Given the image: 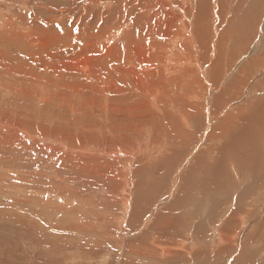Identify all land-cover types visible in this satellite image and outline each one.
I'll use <instances>...</instances> for the list:
<instances>
[{"label":"rangeland","instance_id":"1","mask_svg":"<svg viewBox=\"0 0 264 264\" xmlns=\"http://www.w3.org/2000/svg\"><path fill=\"white\" fill-rule=\"evenodd\" d=\"M238 1L0 0V215L7 214L14 220L16 217L24 220L23 223L17 220L0 222V264H237L241 254L252 255L254 243L248 239V234L255 227L252 229L248 228L249 224L246 225L251 219H248L250 215H245L244 224L240 223L239 228L227 230L225 224L237 207L242 212L255 215L264 206V200L262 202L259 199V193L264 194V184L255 190L252 183L258 162L253 163L254 166L251 164L253 167L245 168L239 166L241 162L238 158L235 157L239 163L235 158H226L227 172L233 176L235 186L237 183L241 185L234 188L237 191L236 198L242 195L246 186H254V192L249 198H242L244 201L239 206L236 199L230 200L223 191L222 202L211 208V212L214 211L212 216L207 215L211 220L208 219L209 222L205 224L208 228L205 231L206 238H198L193 227L185 233L187 228L184 229L182 223L175 226L174 240L149 230L159 214H180L171 204L175 201L177 189L160 188V192L167 193L163 192L150 212L138 217L139 227L136 224L132 227L130 221L133 206H140L135 199L133 182L140 178L135 176L138 162L151 161L147 162L151 165H148L146 172H156L152 171V166L162 171L166 156L173 152V148L177 149L171 140L167 143L170 150L151 158L150 146L160 142L152 131L149 133L146 130L148 118H152L151 107L161 110L159 115H162L163 109L157 105L158 99L164 100L168 96L174 99L180 94L184 95V87L188 82L190 85L193 82L192 87H200L195 84L194 72L184 78L183 84L175 80L174 74L180 75V69H194L198 73L197 64H205L209 56L208 61L210 58L211 62L207 64H210L208 73L212 84L207 96L205 92L201 94L206 98L202 103H205L208 115L212 114L216 105L222 110V117L236 109L247 116L250 110L239 109L247 105L245 101L248 98L253 101L258 99L259 94L252 93L250 89L251 85L261 84L264 80V14L260 16L258 27L254 26L255 30L247 34L248 41L252 42L248 43L249 47L246 46L240 52L243 54L231 66L227 63L229 53L239 50L235 43L236 37L233 39L235 42L231 39L235 34L231 33L230 25ZM203 6L207 11L205 16L199 10ZM261 10L264 11V4ZM198 11L201 12L200 20H204L195 24ZM45 22L47 28H51L52 44L45 41V47L43 39L39 41L36 38L31 44L32 47L35 45L31 57L24 49H17L22 51L21 54L9 50L12 46L5 41L8 36H17L18 24L27 25L21 34L29 35L32 31L28 28L36 24L35 27H43ZM56 23L59 24L56 25L57 31L53 30ZM70 29H77V32L73 33ZM227 30L228 41L227 37L222 40ZM171 31L174 33L173 39L169 37ZM78 47V64L89 65V70L98 73V77L93 78L86 71H79L72 66ZM216 51L220 55L225 52L222 75L213 67L217 59ZM51 52H56V55L50 57ZM254 58L263 59L260 60L262 64L252 78L242 79L244 86L238 90V83L235 86L233 84L234 78L242 68L246 73L245 64ZM180 60L182 66L178 62ZM118 64L119 68L122 65L126 68L122 74H117L115 65ZM169 66H172L170 70ZM214 73L218 74L216 78ZM231 84L232 87H228ZM222 88L223 101L221 99L220 103L215 104V95L221 94ZM120 107L127 109L126 114L132 117L144 116V124L141 121L137 128L129 131L124 129V122L128 119L126 116L120 126L121 134H130L126 140L112 138L109 121L116 112L107 115V110L113 112ZM165 108L168 111V114L163 111L165 117L180 114L169 102L165 103ZM215 122L208 117L204 127L199 128L194 123L192 130L205 142L209 127ZM200 132H204L203 135ZM203 141L199 146L183 152L186 154L183 158L186 166L194 161L197 153L207 148ZM77 142L82 143V147H76ZM119 145L130 150L128 153L131 152L129 155L132 154V157H116ZM143 148L146 151H140ZM225 157L223 155L224 160ZM131 158L130 165L128 160ZM258 159H262L260 162L264 160L262 153L255 161ZM261 164L262 173L264 161ZM179 168L183 169L184 165ZM179 168L173 181L177 182L182 176ZM23 174L29 180L22 178L25 177ZM223 180H226L224 174ZM112 191H115L114 194ZM120 196L126 201L127 207L120 204ZM191 206L184 205L182 215L194 213L195 207L209 210L208 207ZM126 210L128 214L125 215ZM261 216L263 219L264 212ZM79 227H85V230L80 231L83 228ZM223 234H227L224 238L226 243L223 242ZM144 236L146 239L142 241ZM231 237L232 240L235 238L233 242ZM248 242L252 252L249 249L244 254L243 248ZM227 248L232 251H227ZM254 253L256 261L243 264H264V249ZM63 257L69 259L63 261Z\"/></svg>","mask_w":264,"mask_h":264},{"label":"bare ground","instance_id":"2","mask_svg":"<svg viewBox=\"0 0 264 264\" xmlns=\"http://www.w3.org/2000/svg\"><path fill=\"white\" fill-rule=\"evenodd\" d=\"M207 1L208 0H205L206 3H207ZM197 3H199V2H197ZM263 4H264V0H240V1H238L237 8L234 11V16L230 21V23H231L230 25L232 27L231 33L235 34V36H231V39L233 40L236 37V40H235L236 42L234 40L233 41L235 43H237L239 50L238 51L232 50L229 53L230 55L227 57V63L229 66H231V63H233L238 56L243 54V53L241 54L240 52H243L244 48H246L248 43L251 42V41L250 42L248 41L249 38L247 39V34L252 33L253 29L255 30V28L258 27L257 24H259L260 16H262V14H264V11L261 10V6ZM199 10L203 12L204 16L206 15L207 11L205 9V6H203V8L201 7ZM200 13L201 12L198 11V14H197V17L195 20V24L200 22V21L203 22V20H204V19L200 20ZM44 24H45V26H43V27H39V28L35 27L37 25L36 24L35 26H31L30 27L31 29L28 28V30L32 31L31 34H29V35L21 34V32L27 27V25L22 26L21 24H18L16 27L17 36H12L11 38H9V36H8L7 40L5 41V43H7V44L9 43L12 46L11 47L12 49H9V50L10 51L13 50L12 52L15 54H21L22 51H17V49L18 50L24 49L26 52L29 53V56L31 57V56H33L32 53H33V50L35 48L34 47L35 45L32 47L31 44L32 43L34 44L36 38L39 41L41 39H43V41H44L43 46H45V47H47L46 42H49L50 44H52L53 40H52V36H51V28H47L46 22ZM56 25H59V24L56 23L53 27V30L57 31L58 27ZM254 26H255V28H254ZM165 27H167V26H165ZM69 31L76 33L77 29L76 30L70 29ZM228 31L229 30H227L224 33L222 40H224L225 37H227V36L229 37ZM208 32L209 31H206V33H208ZM170 35L171 36H169V37L171 39H173V37H174L173 31L170 32ZM228 37H227V41H228ZM74 38H77V37H74ZM61 45L63 46V43ZM231 46H232V43H231ZM247 47H249V46H247ZM77 49H76L77 51L75 52L76 59L74 60V62H71L72 66H74L79 71H83V72L86 71L85 73H87L88 75H90L93 78L98 77L99 76L98 73H94V72L89 70V68H90L89 65L78 64L77 57L80 56L79 55L80 54V48L78 47ZM215 50H217V48ZM51 53H53V52H51ZM51 53H50V57L56 55V52L53 54H51ZM224 55H225L224 51H223V54H221V55H220V53L218 54L216 51L217 59H216L215 65H213V67H215V69H217L215 71H218V73L221 75L223 73V62L225 61V59H223ZM256 56H257V54H256ZM208 57L209 56L206 57V63L205 64L202 62L200 64H197V65H199L198 66V73H196V71L194 69H185V70L180 69L181 70L180 75L174 74L175 80L177 82L183 84V82H185L184 78H187L190 74H192L194 72V75L193 74L192 75L194 76V79H196L195 84L199 85L200 87H192L193 82H191V85H190V82H188L186 84L187 86L185 85L186 87H184L185 88V94L184 95L181 96V94H180L178 97H176L174 99L171 96H168V97L166 96L167 98L164 100L158 99L157 105L162 107L165 114H168V111H166V108H165V103L169 102V103L174 105L175 110L179 111V113H180L179 115H168L167 117H165V114L163 113V111H162V115H159L161 110H156L152 107H151L152 110L149 109L150 111H153V112L150 115V116H152V118L151 117L148 118L149 121H147V122L149 125L147 126L146 130H148L149 133H150V131H152L153 136L158 141H160L159 143H155V144L150 146L149 153L151 151V158L154 159V157L162 151L170 150L167 143L170 142L171 140H173V142H171V144L175 143L177 146V149L175 150V148H173V152L166 156V158L162 164L164 167V169L162 171H161V169H158V168L152 166V169H153L152 171H154V170H157V171L152 172V173H150L149 171L146 172V169H148V165H151V164H148L147 162L151 163V161H147V162L145 161V163H144V162H141V160L138 162V167L136 168V171H135V176L136 177L140 176L139 181H138V179L133 180V182H135V191H136V198L135 199L138 201V204L140 206L139 207H135V205L133 206V212H132L133 214L131 215L132 218L130 219L131 223H133L132 227H134V224H136L137 228H138L139 227L138 223H137L139 221L138 217L139 216L142 217L145 213L150 212V209H152V206L154 204H156L159 197L161 195H163L164 193L165 194L167 193V191L160 192V188L164 187V189L166 188V189H172V190L177 189V192L175 193V199H174L175 201L174 202L172 201L173 203H171V204L173 206H175L174 208H176V212H179L180 214L177 215L174 212H173L174 215L167 214V213H161V214H159V217H157L156 221L154 222L153 227H150V229H149L150 231L155 230L157 233H159V232L162 233L163 236L167 239H169V238H171L172 240L175 239V237H176L174 234V233H176L175 226L177 224H180V223H182L184 225L183 226L184 229L187 228V230H185V233L188 232L190 227L191 228L193 227V229L195 228L194 232H196V235L198 236V238L199 237H200V239L206 238L207 233L205 231L208 228H207V225H205V224H206V222H209V220H211V218H207V215L209 214L212 216L214 211L211 212V210H212L211 208L219 205L222 202L223 194H224L223 191L227 194V197H229L230 200H231V198L236 199L237 204L240 206L242 201H244L242 198H249L250 195L253 194L254 186H255V190H256L257 188L258 189L260 188L259 185L264 184V177L261 179V177L264 175V168L262 170V173L260 171V169L262 167L261 163H263L264 160L261 162H260V160H262V159H258V161H255L256 158H258V156L261 155V153H262V158L264 159V88H263L264 87V80L260 79V80H263V82H260L261 84L256 83L254 85H251L252 89H250V91H252V93L257 92L259 94V95H257L258 99L256 101L254 100L256 103L253 104V102H254L253 99L249 100V98H248L247 101H245L247 105L243 106L239 109V110H244V108H245V109L250 110L251 112L247 113L246 114L247 116H244L242 114L243 113L242 111L240 112V111H238V109H236V111H233L232 113L222 117V110H220L218 108L219 106H216V105L214 107V111L212 112V114L208 115L206 113V110H205V103H202V100L206 99L205 96L208 95V92L211 88L210 84H212L211 81L209 80V73H208V70H210L209 69L210 64L209 65L207 64V63L211 62V60L209 58V61H208ZM110 58H112V55ZM118 58H122V57H118ZM168 59H169V57H168ZM263 59H264V57H263ZM263 59H260V58L259 59L258 58L251 59L247 64H245L246 73H245V71H243V68L240 70V72H239L240 74H238V76L234 78L235 81L233 82L234 86H235V83H238V85L236 86L238 88V90H240L239 88H242L244 86L243 85L244 83H242V79H243V81H245L247 79H250V77L252 78L254 76V74L256 73L257 68L260 67L262 64L260 60H263ZM32 61H30V62H32ZM214 61H215V59H214ZM178 62L180 63V66L183 65V62L181 60ZM263 62H264V60H263ZM120 64L115 65V67L118 68V70H116L117 74H118V72L120 74H122L123 71L126 69L124 65H122L119 68L118 66ZM220 64H222V67L220 66ZM172 66H169V70ZM211 67H212V65H211ZM199 68H200V72H199ZM59 69L61 70L62 68H59ZM110 69H111V67H110ZM128 70H129V68H128ZM112 72L114 73L115 71H112ZM257 72H259V71H257ZM196 74H197V76H196ZM101 75H103V74H101ZM105 76H107V75H105ZM217 76H218V74L214 73V78H216ZM205 77H206V80H205ZM241 77H243V78H241ZM217 81H218V79H217ZM215 84H218V83H215ZM228 87H232V84L229 85ZM246 87H248V86H246ZM213 88H216V87H213ZM213 88H212V90H214ZM262 88H263V90H262ZM191 92H193L195 94V96ZM203 92L206 93L205 96L201 95ZM210 93H209V95H211ZM236 94H237V92H236ZM80 96L82 98L84 97L81 94H80ZM192 98H196V100H192ZM83 99H85V98H83ZM215 99H217V102H215V104L220 103L221 99L223 101V88L221 89V94L215 95ZM84 102L86 104V100H84ZM126 110L127 109H125L124 107H120L119 109L117 108V110H114L113 112L107 110L108 116H110L111 114H114V112H116L115 115L112 116L110 121H109V124L111 125V128H112V130H111V132L113 134L112 138L119 139V140H126L127 137L130 135L127 133L121 134V132H120V126L126 120V116L128 117V119L124 122V129L126 131L137 128L138 123H140L141 121L143 122L144 116L142 118L141 117H135V116L132 117L129 114H126V112H125ZM227 112H228V110H227ZM208 117L210 119L213 118V120L216 122L211 124V126L209 127L210 129L207 133L206 138H204L205 139V142H204L199 137V135H196V133L193 132L192 126L194 125V123H196V125L199 128L204 127L207 123ZM218 118H222V119L218 120ZM145 120H147V118ZM233 123H234V125H232ZM143 124H144V122H143ZM151 128H153V129H151ZM200 133H202V135H203L204 132H200ZM202 135H201V137H202ZM131 136H133V135H131ZM46 138H48V137H46ZM208 139H209V142H208ZM202 141H203V144L207 145V148L205 147V149H203L199 153H197V156L193 159L194 161L191 164L186 166L185 160H183V158L186 154H183V152H187L189 149H191V148L193 149V147L199 146L200 144H202ZM81 145H82V143H79V142H77L75 144L76 147H78V146L82 147ZM205 145H203V146H205ZM83 146H84V144H83ZM129 151L130 150L125 149L124 146L119 145V149L116 151V157L119 158V157L125 156V155L131 156L132 154L129 155L131 153V152L128 153ZM140 151H146V150L143 148V149H140ZM223 155H226L225 160L223 159ZM227 155H228V157H227ZM235 157L240 160V162H241V164L239 165L240 167L243 166V167L247 168V167L252 166L253 163H257V162L259 163V166L255 169V171L254 172L251 171L254 174L250 172V174H253L252 179H254V180L252 183L254 186H248L247 187L245 185L246 187H244V191H243L242 195L237 196V198H236V192L237 191H235L234 188H239L241 185L237 183V185L235 186L236 183L233 181V176H231L229 174V172H227V169L225 168L226 158H228V159L232 158L234 160ZM143 159H142V161H143ZM232 159H230V160H232ZM131 160H132V158L130 160H128L130 165L132 163ZM239 160L236 159V162L239 163ZM13 162H15V161H13ZM122 165H123V163L121 164V166ZM181 165H184L183 169H181L182 167L179 168V166H181ZM1 166H2V164H1ZM86 167H88V165H86ZM178 168H179V173H181L182 176L176 182V181H173V179L176 176L175 173H177ZM251 170H253V168H251ZM128 171H130V170H128ZM160 171H161V173H160ZM7 174H9V173H7ZM142 174H145V175L143 176ZM223 174H224V177L226 178L225 182H223L224 181L223 180ZM255 174H260V175L257 176ZM25 177H22V178L28 179L27 177L26 178ZM244 177H246V176H244ZM246 178H248V177H246ZM239 183H241V182H239ZM54 185H55V183H54ZM121 185L122 186L124 185L123 182ZM138 185L140 186V191L138 190V188H139ZM13 186H15V185H13ZM7 187H9V186H7ZM0 188H2V187H0ZM57 188H58V186H57ZM117 188L115 185L116 190H117ZM113 189H114V187H113ZM17 190H18V188H17ZM17 190H15V191H17ZM114 192L115 191H112V194H114ZM0 193H1V191H0ZM3 194L6 195V193H4V191H3ZM25 194L26 193H24V195ZM259 195H260L259 199L262 200V202H263L264 194L261 195L259 193ZM122 198L123 197L120 196V201H121L120 204L122 203L121 205L127 207L126 201H123L124 198H123V200H122ZM257 199H258V197H256V200ZM251 203H252V201H251ZM47 205H48V203H47ZM184 205L185 206L197 205V206H202L203 208L208 207L209 210L207 211V209H199V207H195L196 211L194 213H190L188 215H182ZM7 206H10V205H7ZM221 207L223 208V206H221ZM261 207H262V208H260L261 211L259 213H256L255 215L253 213L249 214L247 211L242 212L241 209L239 207H237V209L231 213V219L228 220L225 224V227L227 230H233L235 228H239L240 223L244 224L243 222L245 221V215L248 214V215H250V216H248V219H250V218L251 219L246 223V225L249 224L248 228H252V229H254V227H255V230H253L252 232H250L248 234L250 237L248 239L252 240L254 243L253 253H252V255L249 253V254H246L244 256L241 254L242 257H241V255L239 256L240 259H239L237 264H243L244 262L250 263L251 261H253L252 263H254V261H256V259L253 258V256L255 255L254 251H262L264 249V218L263 219L261 218L262 217L261 215L264 212V206H261ZM191 208H192V206H191ZM10 210H12V209H10ZM127 212H128V210H126V212H124V214L125 215L128 214ZM191 212H192V210H191ZM232 214H234V216ZM241 214L244 216L242 217ZM215 215H216V213H215ZM121 217H124V215ZM241 217H242V219H241ZM16 218L17 219L14 220V217L12 218V216H8L7 214H4V215H0V222H3L4 220H8L11 222L16 221V220L20 221L21 223L24 222V220H22L21 218H19V217H16ZM40 218H38V219H40ZM219 218L221 219L223 217L219 216ZM219 218H217V219H219ZM120 220L122 221V219H120ZM39 221L41 222V219ZM112 224H113V222H112ZM110 225L111 224H109L108 226H110ZM52 227L53 226H51V228ZM69 228L70 227H68V228L66 227V229H69ZM79 228H83V230H80V231L85 230L84 229L85 227H79ZM221 229L223 230V225H222ZM39 230H40V228H39ZM72 230L70 229V231H72ZM150 231H148V232H150ZM77 233H78V230H77ZM183 235H184V232H183ZM226 235L223 234V236H224L223 239L226 237ZM181 236H182V234H181ZM227 238H229V236ZM68 239L71 240V238H68ZM145 239L146 238L144 236L142 241ZM234 239L232 240V237H231L232 242L234 241ZM231 240L229 242H231ZM224 241H225V239L223 240V242ZM203 242H205V240ZM225 243H226V241H225ZM249 245H250V242H248L247 245L243 248V249H245L244 254L247 253L246 251H248L249 249L252 252V246L249 247ZM57 246H59V245L57 244ZM241 246H242V244H241ZM221 248L222 247H219V249H221ZM226 250L229 252L232 251L230 248H227ZM54 253H56V252L54 251ZM66 258L69 259L68 257H63L62 258L63 261L64 260L66 261ZM93 258H96V257H93ZM259 259H260V257H259ZM13 264H16V263L13 262ZM92 264H94V263H92Z\"/></svg>","mask_w":264,"mask_h":264}]
</instances>
